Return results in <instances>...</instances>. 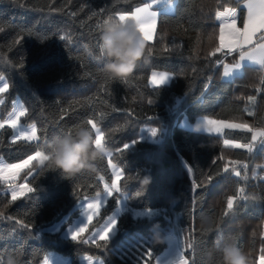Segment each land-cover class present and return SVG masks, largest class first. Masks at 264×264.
Wrapping results in <instances>:
<instances>
[{
  "label": "trees",
  "instance_id": "1",
  "mask_svg": "<svg viewBox=\"0 0 264 264\" xmlns=\"http://www.w3.org/2000/svg\"><path fill=\"white\" fill-rule=\"evenodd\" d=\"M173 1L175 14L186 21L183 34L156 32L147 42L152 48L147 62L117 81L101 71L97 25L109 16L130 14L142 0H0V75L8 86L0 93V121L18 97L26 109L20 123L34 124L41 137L11 140L12 129L4 126L0 157L12 164L36 151L45 153L50 142L78 126L92 129L88 119L101 128L106 149L94 169L68 179L59 170L31 162L18 181L27 177L35 191L15 200L0 180V264L9 256L18 264H41L49 252L68 257L71 264H79L81 255L102 258L105 264H156L171 231L180 239L187 264H218L220 249L229 241L250 250L254 264H261L264 138L253 142L247 130L208 134L179 125L183 119L194 122L205 116L264 128L259 67L244 66L240 75L226 80L224 66L236 62L238 54L215 51L220 45L216 12L238 8L242 27L246 10L239 0ZM156 70L170 72L171 82L151 86ZM152 129L159 130L156 136ZM224 140L253 144V149L230 147ZM113 166L129 206L159 214L134 217L123 212L111 240L88 241L84 234L73 241L58 232L38 231L58 221L62 228L69 224L78 215L80 200L113 182ZM145 177L150 178L147 185ZM230 196L237 199L225 216ZM118 197L111 196L89 230ZM156 234L164 243L155 244Z\"/></svg>",
  "mask_w": 264,
  "mask_h": 264
},
{
  "label": "snow or ice",
  "instance_id": "2",
  "mask_svg": "<svg viewBox=\"0 0 264 264\" xmlns=\"http://www.w3.org/2000/svg\"><path fill=\"white\" fill-rule=\"evenodd\" d=\"M160 0H142L143 6L142 7H136L135 11L131 12L130 14H118L116 18L120 19L121 21L127 20V19H133L137 22L139 25L142 34L144 35V38L147 42L153 41V33L156 28V21L157 16L159 15L156 11H153L152 9L155 8V5L158 4ZM171 3V0H169ZM247 8V19L243 24V28H237L235 19H232L231 21H225L219 29V41L220 45L215 49L216 52L221 51L226 44L225 40V30L228 29V36L229 39L227 40V47L230 52H237L238 54V60L232 64V66L229 69H226L224 72L225 76H228L234 72V70H239L242 67L245 66V62H250L255 65H259V71L261 72L260 75V83L264 84V0H247L246 4ZM236 10L235 9H227L225 12H216L217 19H223L226 16L230 15L231 17H236ZM112 16H109L107 19H104L101 24L97 25V28L101 29L102 25L104 23H107L108 20H110ZM63 40L64 37H61ZM87 47V46H85ZM99 47V54L100 58H102L101 53V47L100 44ZM165 51H168L169 49L165 47ZM152 54V48L149 47L148 49V55ZM212 55H215V52L212 53ZM158 74L153 71L151 73V84L152 85H164L166 82H168L172 77H170L167 73L162 74L159 76V79L157 78ZM7 84H5L3 87H0V92H3L7 88ZM250 99H253L250 97ZM26 112V109H21L19 112V115L16 117V119L19 118V116H23ZM103 115V114H101ZM16 119L11 121V127L13 129L17 128ZM87 123L91 125L92 129L95 130L96 133V139L100 146H104L102 144V139L104 137V133L101 131V128L97 126L96 123L93 122L92 119H88ZM204 123L208 126L207 130L209 132L216 131L220 132L222 128H239L247 130L248 132H252L253 135L251 136V140L255 142L258 138H264V128L261 129H253L250 125L247 123H225L223 121H217L213 119H205ZM4 127L2 123H0V128ZM158 129H152L151 134L152 136H156L158 133ZM18 135L23 137L27 141H37L40 140L41 137L37 135V129L33 125L30 131H19ZM225 145H229L230 141L224 140ZM232 147L235 148H247L250 152L253 149V144H232ZM105 147V146H104ZM130 147L129 145H125V148ZM39 158V164L42 165L44 160L47 159L45 154L41 151H36L35 156H29L27 160H24L22 164H0V176H3L5 179H7L6 173L11 169H21L24 166H27L32 160H36ZM246 167V166H245ZM224 171L227 172V167L224 168ZM235 175L239 177L241 173L239 171H236ZM119 178V176L117 177ZM209 180L212 179L211 176L208 177ZM247 179V177H245ZM26 187V186H25ZM107 188V185H105ZM113 189H109V195H111ZM115 191H119V189H114ZM28 192H34V188H27ZM241 192V199H243V189L240 190ZM12 199H16V191L14 190L12 193ZM237 199L235 196H230L227 198V204H226V211L224 212V215L227 216L230 211L234 208V201ZM96 205L89 204L88 208L93 209L96 208ZM98 210V209H97ZM92 216H88V220L91 221ZM110 224L111 227H109L103 235L100 236L101 240H111L112 234L116 230L117 221L115 219L110 218ZM27 227V226H25ZM85 231L84 228H78L76 231L72 232L71 239L73 241L77 240L78 233ZM111 233V235H110ZM255 235V233L253 234ZM261 235H264V231L261 232ZM181 254L176 256L175 260L172 261V264H187V261L185 260L183 256V249L180 250ZM264 252V250H262ZM261 264H264V255H261L260 257Z\"/></svg>",
  "mask_w": 264,
  "mask_h": 264
},
{
  "label": "clouds",
  "instance_id": "3",
  "mask_svg": "<svg viewBox=\"0 0 264 264\" xmlns=\"http://www.w3.org/2000/svg\"><path fill=\"white\" fill-rule=\"evenodd\" d=\"M100 47L103 58L101 71L110 80H124L132 76L141 61L147 62L148 44L137 22L133 19L121 21L112 17L100 30ZM196 131L209 132L203 122H197ZM106 149L100 146L92 129L78 126L72 132L57 137L49 143L44 153L47 159L42 166L59 170L66 179L81 172L94 169ZM150 183L145 177L143 184ZM155 244L164 243L160 234L154 237ZM218 264H254L253 254L234 242H227L220 249ZM6 264H18L9 256Z\"/></svg>",
  "mask_w": 264,
  "mask_h": 264
},
{
  "label": "rangeland",
  "instance_id": "4",
  "mask_svg": "<svg viewBox=\"0 0 264 264\" xmlns=\"http://www.w3.org/2000/svg\"><path fill=\"white\" fill-rule=\"evenodd\" d=\"M142 5H140V6H142ZM155 30H157V29H155ZM156 32H158V31L154 32L153 37H155ZM153 40H154V38H153ZM155 72L158 74V76H157L158 79H159L160 75L165 74V73H167L170 77L173 78V75L170 72L157 71V70ZM238 75H240V74H238ZM234 76H237V75H234ZM233 77H230V79H232ZM172 78L168 82H166L164 85L169 84L171 82ZM223 78H225V77H223ZM226 80H229V79H226ZM149 83L151 86H154L151 84V76H150ZM5 84H7V83H6L4 76L0 75V87H3ZM155 86H162V85H155ZM1 102H2V99L0 98V104H1ZM21 109H24V105L21 102V100L17 97L13 102L12 110L10 111L8 116L5 118V120L0 121V123H2L4 126H9L12 129L11 140H19V139L25 140L23 137L18 135V132L19 131H30V129L34 125V124H28V125L21 124L19 121V118L21 116H19V118L16 119V117L19 115V112L21 111ZM14 119H16V123H17L16 129H13L11 127V121ZM205 119H213V120H217V121H223L225 123L240 124L239 122L225 121V120H219V119L209 118V117H205V116H200L194 122H191L187 119H183L179 123V125L181 127H184V128L195 130L194 126L197 124V122H203L204 123ZM205 127L207 128L208 126L205 124ZM226 129H230V128H222L220 132H216V131L206 132L205 130H201V131L208 133V134H221ZM234 129H239V128H234ZM241 130H244V129H241ZM161 138L162 137L153 138V137L149 136L150 140H155V141H159ZM228 141H230V144L228 145L230 147H232L231 146L232 144H243V143L237 142V141H231V140H228ZM239 149H245V148H239ZM31 156H35V154H33ZM28 158H26L24 160H27ZM24 160L16 162V163H12V164H22ZM33 161H36L38 166H40L39 158H37L36 160H32L31 162H33ZM31 162L27 166H24L21 169L9 170L6 173L7 179H5L3 176H0V180L5 184V188H4L5 192H8L12 196V193L15 190L16 191V197L23 195V194L28 192L27 188H30V187L25 180L27 177H25L22 181H18V177L22 171H24L26 168H28L30 166ZM0 164H10V163H6L3 160V158L0 157ZM112 168H113V174H114L113 182L110 185H107V188H105V190L103 192L97 193V194L92 195V196H86L82 200H80L78 205H77L78 215L76 217H74L73 220L69 224H67L65 227L62 228V221H58V222H54L51 225L43 226L38 231L39 232H41V231L58 232L60 237H62V238H71L72 232L76 231L78 228H84L85 231L78 233L77 237L85 234V236H84L85 240L95 241V240L100 239V236L103 235L104 232L109 227H111L110 218L115 219L117 221L119 215L122 214L123 212L130 211L132 216H134V217L155 216V215L159 214L160 211L157 209H140V208L130 207L129 203L127 201V195L124 193H121L120 191L117 192L114 190V189L118 188L117 181L119 178H117V177L118 176L120 177V173L114 166ZM109 189H113L111 192V195H109V191H108ZM114 193H118L119 197H118L116 204L114 205L113 209H111L104 216L103 220L98 225L94 226L93 228H91L89 230V224L93 220H95L96 218H98L100 216L102 209L107 206L109 199L111 198V196ZM89 204L96 205L97 207L93 208V209H89L88 208ZM89 215L92 216L91 221L88 220ZM116 231H117V225H116L115 232L112 234V237L115 235ZM110 235H111V233H110ZM164 238H165V242H166L167 246H166L165 250L162 252V254H160L158 256L156 264H172V261L175 260L176 256L181 254V252H180V250H181L180 244L181 243H180V239L177 235H174L173 232L171 231V232H168L164 236ZM183 256H184L185 260L188 262V259L186 258L184 252H183ZM41 264H71V263H70V260L68 257L63 256L57 252H49ZM79 264H105V263H104L102 258L93 257V256H89V255H81L79 257Z\"/></svg>",
  "mask_w": 264,
  "mask_h": 264
},
{
  "label": "crops",
  "instance_id": "5",
  "mask_svg": "<svg viewBox=\"0 0 264 264\" xmlns=\"http://www.w3.org/2000/svg\"><path fill=\"white\" fill-rule=\"evenodd\" d=\"M239 1L242 2L241 7L245 8V10H246V17H245V21H246V19H247V8H246L247 0H239ZM142 6H139V7H142ZM227 9H235L236 13H237L236 17L233 18L230 15H228L223 19H218L220 26L225 21H231L232 19H235L236 27L242 29L243 26L240 27L239 22H238V8H226L225 10H222L220 12H225ZM152 10L156 11L159 14L157 16L156 28H155L157 30H155V31L165 32V33H169V34H183L185 27H186V21L183 18L178 17L175 14L174 1L173 0H171V3L169 2V0H160V2L158 4H156L155 8H153ZM133 11H135V9ZM228 31H229L228 29L225 30L226 44H225V47L223 49L229 51V49L227 47V40L229 39ZM230 53H235V52H230ZM231 66H232V64H226L224 66L223 77H225V79H230V77H233L234 75L241 74L243 71V68H244V67H242L239 70H234V72L232 74L225 76L224 75L225 70L229 69ZM245 66L259 67V65H255V64H252V63L247 62V61L245 62ZM24 109H25V107H24Z\"/></svg>",
  "mask_w": 264,
  "mask_h": 264
}]
</instances>
